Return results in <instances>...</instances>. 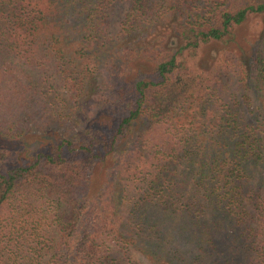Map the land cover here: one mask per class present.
Wrapping results in <instances>:
<instances>
[{
	"label": "trees",
	"instance_id": "16d2710c",
	"mask_svg": "<svg viewBox=\"0 0 264 264\" xmlns=\"http://www.w3.org/2000/svg\"><path fill=\"white\" fill-rule=\"evenodd\" d=\"M129 250L264 264V0H0V264Z\"/></svg>",
	"mask_w": 264,
	"mask_h": 264
},
{
	"label": "rangeland",
	"instance_id": "374dc122",
	"mask_svg": "<svg viewBox=\"0 0 264 264\" xmlns=\"http://www.w3.org/2000/svg\"><path fill=\"white\" fill-rule=\"evenodd\" d=\"M124 11V7H121V9L118 8L114 13L111 15V20L113 22V25H116L119 21L122 12ZM262 19L261 18H254L251 19L248 23H246L244 26L238 28L235 32L236 34V41L233 43V48L236 49L239 55L246 57L248 52V45L244 43L242 36H246L249 34V32H253L254 30H259L262 27ZM236 47V48H235ZM232 89H235L234 83L231 85ZM99 180V170H96L94 176H93V182L96 184V182ZM93 188V187H92ZM126 256L129 257L130 260L137 264H148L145 259L139 255L134 250H129L126 253H124Z\"/></svg>",
	"mask_w": 264,
	"mask_h": 264
}]
</instances>
